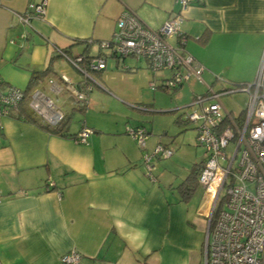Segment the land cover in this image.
Masks as SVG:
<instances>
[{
  "label": "crops",
  "instance_id": "obj_1",
  "mask_svg": "<svg viewBox=\"0 0 264 264\" xmlns=\"http://www.w3.org/2000/svg\"><path fill=\"white\" fill-rule=\"evenodd\" d=\"M30 1H1L0 76L54 103L67 92L64 107L55 103L64 122L90 107L71 96L69 88H83L85 77L60 50L72 57L96 55V45L79 42L110 41L126 11L154 30L181 12L177 0H48L46 18L29 30L16 13ZM183 17L186 49L206 68L200 83L205 91L226 87L221 80L244 85L257 79L264 62V0H197ZM126 60L110 59L104 71L91 72L92 84L120 102L137 96L125 82L148 86L156 77L147 65ZM48 68L51 72L32 81ZM136 81L130 85L141 90ZM28 107L37 123L17 112L0 120V264H63L62 257L74 250L83 256L80 264H205V200L184 201L178 190L183 181L176 186L158 169L149 174L141 164L148 145L143 151L127 133L125 117L106 125L88 119L78 131L68 126L67 136H60L44 129ZM83 127L94 131L85 144L76 141Z\"/></svg>",
  "mask_w": 264,
  "mask_h": 264
},
{
  "label": "built area",
  "instance_id": "obj_2",
  "mask_svg": "<svg viewBox=\"0 0 264 264\" xmlns=\"http://www.w3.org/2000/svg\"><path fill=\"white\" fill-rule=\"evenodd\" d=\"M196 1L177 0L181 12L158 30L147 26L133 12H124L117 20L113 38L96 44L97 55L86 59L88 63L83 57L66 58L90 83L83 90L70 87L71 96L89 108L88 92L92 91L93 82L90 71L105 70L110 59L144 61L154 76L165 72L164 78L155 77L150 83L153 91L175 92L192 79L203 83L206 68L187 51L188 36L181 28L183 12ZM48 5V0H31L23 13H16L17 18L25 28L32 30L34 21L46 18ZM27 37V34L21 36L25 40ZM221 81L225 89L216 91L207 87L205 94L194 96L185 114V122L195 127L198 146L205 150L204 167L199 177V184L205 190L209 220L205 264H264V62L251 84ZM2 82L0 76V120L18 110L25 97L24 90L4 86ZM50 83L60 95L62 89L54 81ZM237 93L248 95L247 106L240 115L223 103L224 97ZM29 106L51 127L58 126L66 118L54 101L40 91L32 95ZM93 133L92 129L83 128L76 141L85 144ZM127 133L147 151L149 133L145 128H129ZM173 155L174 151L162 144L152 155L145 154L143 160L149 174L156 169L152 164L154 158L169 159ZM82 257L74 250L61 261L80 264Z\"/></svg>",
  "mask_w": 264,
  "mask_h": 264
},
{
  "label": "rangeland",
  "instance_id": "obj_3",
  "mask_svg": "<svg viewBox=\"0 0 264 264\" xmlns=\"http://www.w3.org/2000/svg\"><path fill=\"white\" fill-rule=\"evenodd\" d=\"M22 40L24 41L25 39ZM126 61L128 64L143 66L145 64L144 68L147 65L146 62L142 61V63H138L139 61L131 58H128ZM109 63L113 65L114 61L111 60ZM150 73L153 74L152 71ZM166 75L165 72L159 73L156 75V79H162ZM152 78L151 82L155 77ZM135 81L125 82L128 87H132V92L137 95L134 99L130 98L125 102L116 101L111 95L104 93L98 86L92 84L93 89L90 95L95 104L91 106L90 100V108L84 113L76 112L73 115L69 111L71 114L68 116L72 117L69 126L72 131H78L88 119L94 123L106 125L110 122L114 124L115 121L125 117L127 130L137 126L145 127L147 132L151 133L147 142L148 153L150 155L153 154L159 144L168 145L174 151L172 158L162 160L154 158L152 164L156 167L155 170L158 169L160 172H164L167 177L175 180L176 186H178L196 165L205 161V150L198 146L195 127L185 122V114L193 102V95H203L207 90L205 91L204 86L199 81H191V83L195 84L194 87H191V84L188 83L185 90L167 93L161 90L153 91L150 83L146 86L143 81H136L142 87L140 90L138 86L139 90H137V86L130 85V83H135ZM157 83L159 84V82ZM224 87L216 91L223 90L225 89ZM99 94L102 95L99 96ZM68 96L69 94L64 92L60 95L59 101L55 97L54 100L57 106L64 107V102L69 99ZM247 102L248 97L242 93L233 94L223 99L225 106L236 114L246 108ZM68 108L69 106L65 108L66 112L69 110ZM140 109L147 111H140ZM144 155L145 153L143 152L141 156V164L143 165ZM204 194V189L198 186L192 196L195 204L200 202L199 205H201V201L203 202V199H206Z\"/></svg>",
  "mask_w": 264,
  "mask_h": 264
},
{
  "label": "trees",
  "instance_id": "obj_4",
  "mask_svg": "<svg viewBox=\"0 0 264 264\" xmlns=\"http://www.w3.org/2000/svg\"><path fill=\"white\" fill-rule=\"evenodd\" d=\"M100 42H102V41H100ZM100 42H97L96 44H99ZM82 43H86L88 45V47H92V46L96 45L94 42H91V41L79 42V44H82ZM96 55H93V56H96ZM59 56L65 57V58L68 57L69 59H76L78 57H83V58H85V63H88L86 61V59H88L90 57H93V56H88L86 54H81V55L72 57V56H70V53L67 50H60ZM122 61H125V60H122ZM85 63H84V65H85ZM129 70L130 69H127L126 71H129ZM49 72H51V68H48L46 71H44L42 73H40V72L37 73L33 77L32 81H35L40 76L46 75ZM91 72H102V71H90V75H91ZM2 83H3L4 86H11V85H7L5 82H2ZM88 84H90V83H87V80L84 78L83 88H80L79 90H83L84 88H86L88 86ZM32 89L33 88H28L27 90L24 91L25 92V97H24V100L20 103L18 110L11 111L10 114H12L14 112H17L18 113V117L20 119L30 120V121H34L35 123H37V120L33 117V115H30V113H29V107H28V105L30 104V101L32 99V95H33L32 94ZM92 89H93V87H92ZM91 92L92 91L88 92V95H90ZM78 110L79 111H83V109H81V108H78ZM179 121H180V119H179ZM41 125H42V127L44 129H46L47 131L51 132L52 134H56V135H60V136H65V135L67 136V134H68L69 122H66V121L64 122L63 121L61 124H59L56 127H51L49 125H44V124H41ZM84 127H86V126H84ZM203 167H204V161L202 163L196 165L191 170V172L187 176V178L184 179L183 182L178 186L179 193L181 195V198L184 201L191 199L192 196L194 195V192L196 191L197 187L200 186V184H199V177H200V174L202 172Z\"/></svg>",
  "mask_w": 264,
  "mask_h": 264
}]
</instances>
